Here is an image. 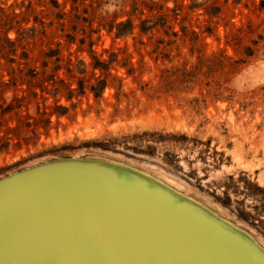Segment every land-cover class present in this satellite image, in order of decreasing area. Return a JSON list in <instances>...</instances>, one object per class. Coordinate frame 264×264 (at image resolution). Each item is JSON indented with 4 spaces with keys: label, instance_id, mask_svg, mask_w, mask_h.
<instances>
[{
    "label": "rangeland",
    "instance_id": "obj_1",
    "mask_svg": "<svg viewBox=\"0 0 264 264\" xmlns=\"http://www.w3.org/2000/svg\"><path fill=\"white\" fill-rule=\"evenodd\" d=\"M63 158L149 175L264 248V0H0V177Z\"/></svg>",
    "mask_w": 264,
    "mask_h": 264
},
{
    "label": "water",
    "instance_id": "obj_2",
    "mask_svg": "<svg viewBox=\"0 0 264 264\" xmlns=\"http://www.w3.org/2000/svg\"><path fill=\"white\" fill-rule=\"evenodd\" d=\"M0 264H264V248L149 175L63 158L0 177Z\"/></svg>",
    "mask_w": 264,
    "mask_h": 264
},
{
    "label": "trees",
    "instance_id": "obj_3",
    "mask_svg": "<svg viewBox=\"0 0 264 264\" xmlns=\"http://www.w3.org/2000/svg\"><path fill=\"white\" fill-rule=\"evenodd\" d=\"M123 25H126V26L130 27V30L132 29V23H131L130 20H127V21L124 22V23H118V24H117V27H121V26H123ZM117 33H118V35H121L120 32H117Z\"/></svg>",
    "mask_w": 264,
    "mask_h": 264
},
{
    "label": "bare ground",
    "instance_id": "obj_4",
    "mask_svg": "<svg viewBox=\"0 0 264 264\" xmlns=\"http://www.w3.org/2000/svg\"><path fill=\"white\" fill-rule=\"evenodd\" d=\"M165 181V180H164ZM171 185V184H170ZM176 185H179L180 186V184H178V183H176ZM172 189H174V188H172ZM175 190V189H174ZM177 191V190H176ZM179 192V191H178ZM224 216V215H223Z\"/></svg>",
    "mask_w": 264,
    "mask_h": 264
}]
</instances>
